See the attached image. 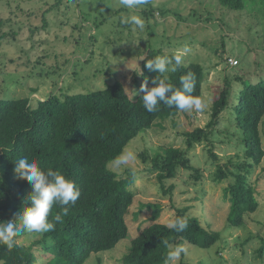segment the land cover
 <instances>
[{
	"label": "rangeland",
	"instance_id": "1",
	"mask_svg": "<svg viewBox=\"0 0 264 264\" xmlns=\"http://www.w3.org/2000/svg\"><path fill=\"white\" fill-rule=\"evenodd\" d=\"M243 1L244 9L233 11L213 0H151L135 10L145 21L141 31L123 23L131 13L119 0H0L2 100L29 98L35 107L51 95L87 94L116 81L134 99L140 62L149 48L167 56L187 49L182 65L198 64L204 71L202 110L180 111L157 122L109 163L118 179L134 178L129 186L134 200L125 217L129 233L114 249L92 254L85 264H123L131 241L143 229L153 223L168 225L178 211L220 239L209 249L184 244L187 254L177 264H264V255L257 252L264 243V156L260 165L247 159L233 111L244 84L264 82V0ZM227 81L231 94L219 124L207 141L187 149L184 133L208 125L213 97ZM259 135L264 152V118ZM170 147L185 151L192 169L180 168L175 178L160 182L152 160ZM128 152L135 159L121 163ZM218 167L229 171L220 182ZM230 173L245 175L258 203L240 227L228 223L231 203L225 190L235 181ZM41 237L25 231L17 241L28 246ZM33 248L36 264H47L50 257L42 245Z\"/></svg>",
	"mask_w": 264,
	"mask_h": 264
},
{
	"label": "trees",
	"instance_id": "2",
	"mask_svg": "<svg viewBox=\"0 0 264 264\" xmlns=\"http://www.w3.org/2000/svg\"><path fill=\"white\" fill-rule=\"evenodd\" d=\"M222 7L241 11L243 0H213ZM1 26V21H0ZM4 35L0 32V43ZM152 48L140 62V83L151 81L157 75L149 71L146 61L160 55ZM192 73L195 76L193 96L201 97L204 71L198 64L181 65L176 72L168 73V82L179 88L180 77ZM230 83L213 97L211 120L205 128H196L184 133L187 149L201 141H207L212 130L219 124L220 114L227 108ZM130 98L121 83L108 85L105 89L87 94L51 95L38 100L35 107L30 99H0V223L15 217L32 191L27 180L14 176L13 161L27 157L43 170L52 168L80 189L81 196L70 208L63 222L56 223L55 230L42 234L40 240L26 246L17 241L9 251L0 245L2 264H36L33 246L42 245L44 254L50 257L47 264H85L92 254L110 251L128 237L125 217L133 204L134 195L129 190L134 182L132 175L118 179L108 165L123 153L127 144L141 132L152 128L157 122L175 118L180 111L159 105L152 113L143 108L140 95ZM236 126L243 132L245 155L251 164L260 165L264 156L259 124L264 118V82L244 84L233 107ZM214 156V155H213ZM152 171L157 172L160 182L173 179L182 168L191 170L185 151L179 148H163L152 160ZM250 166V165H249ZM243 167H238L240 171ZM229 171L218 167L216 181L227 178ZM235 181L225 195L231 203L228 223L232 227L244 224L246 216L256 211L258 203L245 175L230 173ZM60 212L54 206L49 219ZM159 209L154 212L157 218ZM177 218H184L188 227L176 232L167 225L153 223L143 229L131 241L123 264H164L168 245L190 244L200 249H209L219 239V234L203 228L196 218L184 217L178 211ZM42 251V252H43ZM264 255V243L258 249Z\"/></svg>",
	"mask_w": 264,
	"mask_h": 264
},
{
	"label": "clouds",
	"instance_id": "3",
	"mask_svg": "<svg viewBox=\"0 0 264 264\" xmlns=\"http://www.w3.org/2000/svg\"><path fill=\"white\" fill-rule=\"evenodd\" d=\"M150 3L151 0H119V5L131 13L126 15L123 23L132 26L133 30L143 31L145 21L135 13V10ZM186 51L187 49L177 51L172 56L157 55L146 61L145 67L157 73L151 81V87L145 78L139 89V92L143 93L140 98L147 112L158 111L161 104L178 111H188L193 108L202 110L205 107L200 97L192 95L195 90L194 74L181 76L179 88L168 82V73L176 72L182 65ZM139 75L143 73L140 72ZM134 159V154L128 152L120 162L126 164ZM13 164L15 178L27 180L32 185V191L25 197L15 217L8 222L0 223V245L6 246L9 251L16 246L18 238L25 231L41 235L54 231L56 223L63 222V217L68 215L70 208L75 206L81 196L80 189L75 183L59 171L52 168L43 170L37 162L27 157L17 158ZM2 198L0 194V199ZM54 206H58L60 212L53 215L50 220L49 216ZM167 226L176 232H183L188 227L184 218L170 221ZM168 248L164 264H177L182 254H187V249L183 245H168Z\"/></svg>",
	"mask_w": 264,
	"mask_h": 264
}]
</instances>
